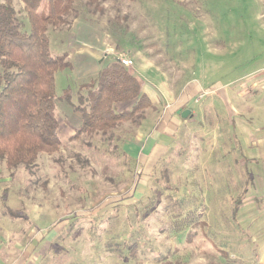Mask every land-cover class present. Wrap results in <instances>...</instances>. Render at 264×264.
I'll use <instances>...</instances> for the list:
<instances>
[{
	"label": "rangeland",
	"instance_id": "1",
	"mask_svg": "<svg viewBox=\"0 0 264 264\" xmlns=\"http://www.w3.org/2000/svg\"><path fill=\"white\" fill-rule=\"evenodd\" d=\"M49 1L39 12L49 14ZM13 2L25 16L23 0ZM89 8L48 26L52 55L68 52L74 64L55 75L64 145L30 167L11 169L0 157L3 261L21 263L25 254L26 264H264V146L248 137L260 130L239 136L234 108L242 107L233 93L252 90L242 83L264 70V0H94ZM95 34L120 52L134 49L128 68L161 97L147 112L152 120L163 119L165 99L182 96L180 105L195 111L187 121L181 115L154 163L123 156V141L116 149L78 134L79 87L111 61L100 56ZM79 51L86 64H78ZM251 116V128L264 125L249 110L243 119ZM140 132L144 139L146 129ZM179 205L204 221L195 233L161 230L160 220ZM42 234L48 243L34 241Z\"/></svg>",
	"mask_w": 264,
	"mask_h": 264
},
{
	"label": "trees",
	"instance_id": "2",
	"mask_svg": "<svg viewBox=\"0 0 264 264\" xmlns=\"http://www.w3.org/2000/svg\"><path fill=\"white\" fill-rule=\"evenodd\" d=\"M42 1L23 0L25 16H21L13 0L0 1V157L11 169L30 167L39 154H52L64 145L58 133L55 75L74 64L68 52L52 55L48 26L66 24L68 18L74 20L81 13L91 14L89 5L94 0H50L48 15L39 12ZM70 94V88L66 89L64 97L69 101ZM77 96L74 108L82 119L79 136L98 135L104 144L116 149L120 141L123 145L133 138L147 112L155 110L138 76L118 61V55L111 57L94 78L81 84ZM124 123L131 127L120 130ZM121 151L137 162L123 148ZM178 207L176 212L168 211V220H160L162 231L169 232L174 227L176 231L192 230L204 224L193 210Z\"/></svg>",
	"mask_w": 264,
	"mask_h": 264
},
{
	"label": "crops",
	"instance_id": "3",
	"mask_svg": "<svg viewBox=\"0 0 264 264\" xmlns=\"http://www.w3.org/2000/svg\"><path fill=\"white\" fill-rule=\"evenodd\" d=\"M80 31H82V29H84L86 32H89L88 28L85 27H80L79 26ZM106 37H109L108 33H105ZM94 38L97 39L98 42V49H99V53L100 56L103 57V59H107V58H111V57H115L118 55L119 53V49L115 48V45L117 43L114 42H108L106 41V39L99 40L98 41V37L97 34H95ZM124 49V48H123ZM127 52L126 54L131 56V58L134 59V55H133V48H129L127 47V49H125ZM78 58V64L82 63V64H86V62L88 61L87 56H84L81 54V52L79 51ZM97 55V54H96ZM136 70V68H134ZM142 82V91L144 93H146L147 95H149V97L151 98L153 104L155 105V111L158 108V105L160 104V100L161 97L160 95L157 94L158 89L151 84V86L149 85L150 83H146L144 80L141 81ZM242 84H247L250 88H252V90L249 91H236L235 89L233 90V93L235 94L234 97L235 99L238 101V103L241 104L242 108H234V113H236L237 115H239V119H241V121H238L236 123V129L238 130L239 136L245 137V135L247 136L248 134H246V132H248V130H252L254 129L255 132L257 130H260L261 135H257L256 134H250L248 137L249 139L252 141V145L255 146H264V125L260 124V125H256L255 128H251L252 127V116L250 117V122L248 121V118L243 119V117L245 116V112L247 110H249L250 113H252L253 117L257 118L256 119V123H264V70L260 71L259 74L255 75V76H251L249 77V79H247L244 83ZM241 84V85H242ZM244 86V85H243ZM253 88H256V90H254ZM171 94L173 93V91L171 89H169ZM168 90V91H169ZM158 96H157V95ZM197 94H199V90H197V92L195 94H191L190 98L196 100L195 96H197ZM182 99V96L180 97ZM224 98H228V95L226 93V95L222 94V97L220 99V102L222 103V101H224ZM165 99V97H164ZM181 99H179V101H177L178 99H176L174 102H172V100L170 99H165L166 103L163 104V108L166 110V114L163 115V119L162 117L160 118L159 116L155 119L152 120V118L150 117V115L147 114V118L143 121V123L141 124V126L139 127V130H137L136 134L133 136V138L129 139L128 141H126L124 143V150L127 151V153H129L130 156L134 157L136 159V161H144L146 163V165H148V163L150 161H153L152 163H154L156 161V159L158 158V156L161 155V153L164 152L165 148L168 146V143H166V141L168 142V140L172 139L170 138V135H174V130L179 126V124L181 123V115L183 110L185 109L184 107H182L180 105V101H182ZM192 99V101H194ZM170 102L172 103V107L173 110H171V108H169ZM159 103V104H158ZM179 103V104H178ZM224 103V102H223ZM259 103V104H258ZM259 105V106H258ZM170 110H169V109ZM191 109V108H189ZM192 114L194 115V110L191 109ZM242 114V117L240 116ZM180 116V117H179ZM180 119V120H178ZM164 120V121H163ZM185 121H187V119L184 118ZM167 121L169 122V124L171 123V129L167 128L169 124H167ZM82 123V122H81ZM235 124V123H234ZM233 124V125H234ZM177 125V127H176ZM174 126V127H173ZM231 126V125H230ZM251 128V129H250ZM140 129H146V136L144 137V139L142 138ZM169 129V130H168ZM237 136V135H236ZM136 137V138H135ZM134 148V150H133ZM138 148H141L146 151H140V153L138 152ZM145 152V153H143ZM137 153H139L138 155H136ZM141 154L147 155L148 157L145 159H140ZM142 169V167H141ZM144 185V184H143ZM35 236H33L31 239H34ZM37 240L38 242H43L45 241L44 239V235H39L38 237H36L34 239V241ZM48 243V240L45 241V243ZM3 250L0 249V258L2 260V264H26L25 262L27 261V258L29 256H26L25 254L23 255L24 259L23 262L18 263L15 262V260L13 261H3ZM6 256V254H4ZM30 261H27V263Z\"/></svg>",
	"mask_w": 264,
	"mask_h": 264
},
{
	"label": "built area",
	"instance_id": "4",
	"mask_svg": "<svg viewBox=\"0 0 264 264\" xmlns=\"http://www.w3.org/2000/svg\"><path fill=\"white\" fill-rule=\"evenodd\" d=\"M118 61L126 67H134L135 65L134 60L126 52H119Z\"/></svg>",
	"mask_w": 264,
	"mask_h": 264
},
{
	"label": "water",
	"instance_id": "5",
	"mask_svg": "<svg viewBox=\"0 0 264 264\" xmlns=\"http://www.w3.org/2000/svg\"><path fill=\"white\" fill-rule=\"evenodd\" d=\"M189 116H192L191 109H189V108L184 109L183 112H182V117L183 118H187Z\"/></svg>",
	"mask_w": 264,
	"mask_h": 264
}]
</instances>
